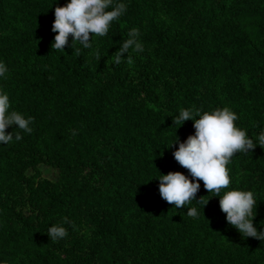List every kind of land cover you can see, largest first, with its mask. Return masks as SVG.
Wrapping results in <instances>:
<instances>
[{"label": "trees", "instance_id": "1", "mask_svg": "<svg viewBox=\"0 0 264 264\" xmlns=\"http://www.w3.org/2000/svg\"><path fill=\"white\" fill-rule=\"evenodd\" d=\"M68 2L0 0V91L34 118L30 134L9 126L22 139L0 143V264H264V241L228 225L202 181L207 205L177 209L157 178L190 177L179 143L169 148L195 133L191 119L173 124L181 109L227 106L254 142L264 132V0H116L127 11L106 36L74 50L70 36L62 52L52 24ZM132 28L144 51L115 65ZM227 167L228 190L254 193L264 231V148ZM61 224L68 236L53 242L47 230Z\"/></svg>", "mask_w": 264, "mask_h": 264}, {"label": "clouds", "instance_id": "2", "mask_svg": "<svg viewBox=\"0 0 264 264\" xmlns=\"http://www.w3.org/2000/svg\"><path fill=\"white\" fill-rule=\"evenodd\" d=\"M126 11L127 5L116 0H69L66 5H57L52 24V31L56 35L51 47L53 50L64 52L71 36L72 48L76 42L84 48H90L92 37L106 36L112 23L118 21ZM139 35V29L129 30L128 38L112 57L115 65L121 64L126 56L127 63H133L132 56L128 55L130 49L136 53L144 51V45L138 40ZM97 56L99 58V53ZM7 71L6 65L0 62V77L5 76ZM10 108L9 95L0 91V143L3 144L12 142L14 138L16 141L22 139L19 131H6L9 126L25 133L32 132L30 125L34 118H25L23 114ZM190 119L194 121L195 133L183 142H179L177 137L169 148L174 143H179L173 152L174 159L182 168L188 170L191 178L180 171L160 175L157 177L160 197L177 209L184 208L193 201H197L204 208L209 199H205V196L197 199L202 181L208 194L220 197L219 206L226 214L228 225L235 227L243 237L264 241V231H258L253 223L257 215V199L252 191L228 190L232 179L227 167L236 153L250 152L257 144L264 148V132H261L254 142L245 129L236 126L238 116L227 106L202 114L200 109H181L179 114L173 117V124L181 126ZM76 134L73 130L72 135ZM187 216L198 218V209L188 208ZM63 223H69L67 217ZM47 235L55 242L67 237L68 231L62 224L52 225L48 228Z\"/></svg>", "mask_w": 264, "mask_h": 264}, {"label": "rangeland", "instance_id": "3", "mask_svg": "<svg viewBox=\"0 0 264 264\" xmlns=\"http://www.w3.org/2000/svg\"><path fill=\"white\" fill-rule=\"evenodd\" d=\"M41 169H42V175L43 176H46V177H54L55 176L54 171L49 166L43 164L41 166Z\"/></svg>", "mask_w": 264, "mask_h": 264}]
</instances>
